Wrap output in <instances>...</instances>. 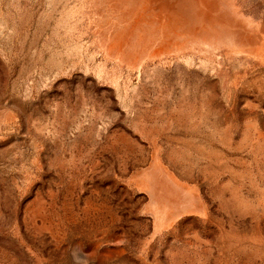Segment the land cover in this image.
<instances>
[{
    "label": "rangeland",
    "instance_id": "obj_1",
    "mask_svg": "<svg viewBox=\"0 0 264 264\" xmlns=\"http://www.w3.org/2000/svg\"><path fill=\"white\" fill-rule=\"evenodd\" d=\"M0 264H264V0H0Z\"/></svg>",
    "mask_w": 264,
    "mask_h": 264
}]
</instances>
